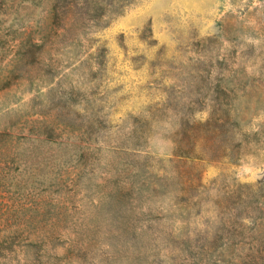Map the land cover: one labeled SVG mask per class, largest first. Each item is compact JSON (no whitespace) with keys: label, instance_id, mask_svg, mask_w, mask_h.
Returning <instances> with one entry per match:
<instances>
[{"label":"rangeland","instance_id":"1","mask_svg":"<svg viewBox=\"0 0 264 264\" xmlns=\"http://www.w3.org/2000/svg\"><path fill=\"white\" fill-rule=\"evenodd\" d=\"M0 264H264V0H0Z\"/></svg>","mask_w":264,"mask_h":264}]
</instances>
